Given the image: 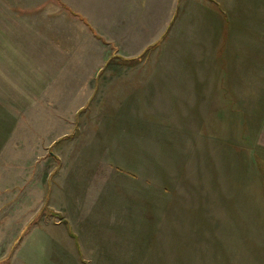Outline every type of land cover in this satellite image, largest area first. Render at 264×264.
I'll list each match as a JSON object with an SVG mask.
<instances>
[{"label":"rangeland","instance_id":"obj_1","mask_svg":"<svg viewBox=\"0 0 264 264\" xmlns=\"http://www.w3.org/2000/svg\"><path fill=\"white\" fill-rule=\"evenodd\" d=\"M172 1L0 0V264H17L30 211L264 214V88L187 71L157 88L156 52L120 57Z\"/></svg>","mask_w":264,"mask_h":264},{"label":"crops","instance_id":"obj_2","mask_svg":"<svg viewBox=\"0 0 264 264\" xmlns=\"http://www.w3.org/2000/svg\"><path fill=\"white\" fill-rule=\"evenodd\" d=\"M142 21L126 33L132 53L120 57L133 69L156 52L158 71L168 73L156 78L157 88L178 86L170 73L181 71L210 72L208 88H264V0H174L154 35L153 20ZM58 209L29 212L17 264H264L262 211Z\"/></svg>","mask_w":264,"mask_h":264}]
</instances>
